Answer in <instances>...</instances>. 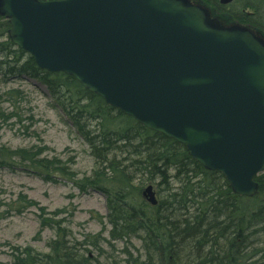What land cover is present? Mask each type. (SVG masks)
<instances>
[{"label": "water", "instance_id": "water-1", "mask_svg": "<svg viewBox=\"0 0 264 264\" xmlns=\"http://www.w3.org/2000/svg\"><path fill=\"white\" fill-rule=\"evenodd\" d=\"M234 0H221L229 4ZM37 66L185 145L252 197L264 172V38L186 0H0ZM157 204L152 185L145 190Z\"/></svg>", "mask_w": 264, "mask_h": 264}, {"label": "trees", "instance_id": "trees-1", "mask_svg": "<svg viewBox=\"0 0 264 264\" xmlns=\"http://www.w3.org/2000/svg\"><path fill=\"white\" fill-rule=\"evenodd\" d=\"M246 8L251 12L245 13ZM228 11L236 23L248 24L264 38L263 0H235ZM10 28L9 19L0 14V82L31 78L44 84L54 106L89 145L94 167L79 176L72 157H49L47 147L6 146L0 147V165L18 162L51 182L60 175L81 193L104 195L107 208L106 215L96 217L102 230L82 240L64 224H70L73 214L57 220L41 208L40 231L55 232L48 252L14 247L13 264H264V172L256 177L257 194H236L222 173L201 165L185 145L107 104L74 77L39 68L11 41ZM5 97L21 99L22 91L0 87V103ZM0 116L8 118L2 110ZM14 116L21 117L18 112ZM149 185L156 205L144 195ZM23 202L37 204L25 197ZM61 213L66 209L54 215ZM134 239L141 243L136 250ZM117 242L124 243L122 249ZM115 250L124 257H115Z\"/></svg>", "mask_w": 264, "mask_h": 264}, {"label": "rangeland", "instance_id": "rangeland-1", "mask_svg": "<svg viewBox=\"0 0 264 264\" xmlns=\"http://www.w3.org/2000/svg\"><path fill=\"white\" fill-rule=\"evenodd\" d=\"M264 1V0H263ZM251 10L244 9L245 13ZM3 91L18 88L22 98L0 103V110L6 117L0 116V147L11 149L47 147L45 155L60 157L67 161L76 160L74 169L82 176L94 167V157L90 147L78 133L64 113L54 106L47 87L31 78L11 79L0 82ZM18 112L21 117L14 116ZM56 182L46 181L37 176L32 169L18 162H1L0 165V264H13L11 252L14 247L32 246L38 251L48 252L47 242L55 236L53 229L40 231L41 208L46 209L45 216L61 220L67 213L73 214L65 225H69L75 237L82 240L85 235H96L103 225L96 219L106 215V198L101 193L91 191L81 193L69 179L56 175ZM32 199L37 204L29 206L22 198ZM59 209L66 213L54 215ZM106 221V220H105ZM107 222V221H106ZM109 226V225H108ZM109 237V229L103 233ZM133 250L141 243L134 239ZM123 242H117L116 248L122 249ZM110 250L109 246L104 248ZM115 257L123 258L115 250Z\"/></svg>", "mask_w": 264, "mask_h": 264}, {"label": "flooded vegetation", "instance_id": "flooded-vegetation-1", "mask_svg": "<svg viewBox=\"0 0 264 264\" xmlns=\"http://www.w3.org/2000/svg\"><path fill=\"white\" fill-rule=\"evenodd\" d=\"M191 4L200 5L204 7L214 19H217L221 24L231 26L236 23L233 19L232 13H230L229 7L233 3L225 4L221 0H186Z\"/></svg>", "mask_w": 264, "mask_h": 264}]
</instances>
